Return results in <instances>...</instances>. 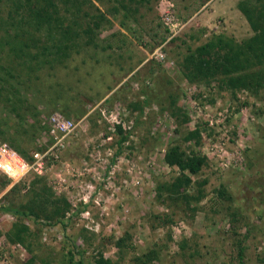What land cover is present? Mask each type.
Instances as JSON below:
<instances>
[{"label":"rangeland","instance_id":"rangeland-1","mask_svg":"<svg viewBox=\"0 0 264 264\" xmlns=\"http://www.w3.org/2000/svg\"><path fill=\"white\" fill-rule=\"evenodd\" d=\"M237 1L75 0L59 9L71 31L61 61L0 58L13 76L0 97V143L31 158L53 142L51 113L75 123L40 174L11 185L0 173V264H93L98 253L109 264H264V92L180 70L215 35L249 41ZM7 9L0 0V16ZM249 69L264 70V57ZM173 145L204 160L179 188L163 161ZM53 200L68 207L47 220ZM1 205L30 207L38 219ZM20 224L27 232L12 241Z\"/></svg>","mask_w":264,"mask_h":264},{"label":"trees","instance_id":"trees-1","mask_svg":"<svg viewBox=\"0 0 264 264\" xmlns=\"http://www.w3.org/2000/svg\"><path fill=\"white\" fill-rule=\"evenodd\" d=\"M6 1L8 9L5 15L0 16V58L3 56L28 64L32 60L41 63L61 61L68 55L71 31L68 24L60 22L68 19L59 13V9L61 6L68 10L70 6L76 5L75 0ZM236 6L253 31L249 41L240 44L231 38L215 35L184 56L180 63V70L182 76L189 81L215 76L229 87L261 88L264 92V70L249 69L264 57V2L257 5L250 0H239ZM97 24V21L92 19L91 26L83 32L91 30ZM0 69L2 71L0 97L5 98L11 92L12 86L9 79L13 76L8 64L0 63ZM114 127L119 133L121 132L119 124H115ZM196 134V130L189 131L185 139L194 138ZM122 139L124 140V137ZM14 148L23 158L30 160V156H27L20 148ZM163 161L177 169L178 175L171 183L175 188L187 184L190 181L188 175L196 174L204 162L203 158L195 153L182 152L177 145L165 150ZM35 177V180L40 179V176ZM1 206L15 217L31 215L33 219H38V215L30 207L23 210L18 207ZM67 207L68 203L65 201L63 207H59V202L53 200L49 202L48 211L44 213V217L48 220L55 216H62ZM25 232L27 227L20 224L15 228L10 239L20 242ZM120 241L121 239L116 241L117 246ZM67 254L70 261L71 251H67ZM237 257L241 261L242 247L238 248ZM78 264H80L79 261ZM93 264H109V261L98 253Z\"/></svg>","mask_w":264,"mask_h":264},{"label":"built area","instance_id":"built-area-1","mask_svg":"<svg viewBox=\"0 0 264 264\" xmlns=\"http://www.w3.org/2000/svg\"><path fill=\"white\" fill-rule=\"evenodd\" d=\"M170 4H165L161 17L168 31L176 26L174 16L170 10ZM159 56H161L159 54ZM48 134L52 138V144L44 151H34L30 160L23 158L7 143H0V173L9 179L10 184L22 182L29 174L42 172L45 158L48 154L63 148V141L75 128L74 121L58 112L48 116Z\"/></svg>","mask_w":264,"mask_h":264}]
</instances>
